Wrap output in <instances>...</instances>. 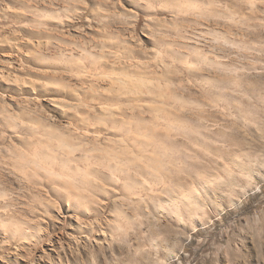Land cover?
<instances>
[{"label":"bare ground","instance_id":"obj_1","mask_svg":"<svg viewBox=\"0 0 264 264\" xmlns=\"http://www.w3.org/2000/svg\"><path fill=\"white\" fill-rule=\"evenodd\" d=\"M17 1L21 10L11 5L6 12L22 17L24 36H0L7 53L0 64V232L17 248L41 227L24 214L67 213L74 231L68 243L79 249L108 241L111 226L121 228L100 218L109 205L126 224L135 208L182 226L183 211L197 220L200 208L227 193L233 119L249 125L247 97L240 104L232 100L239 63L232 46L245 39L233 36L228 2L222 9L224 3L216 7L213 0H112L110 6L100 0ZM142 15L147 34L138 40ZM73 18H84L89 32L113 34L108 37L115 42L87 38L82 30L76 34L83 38H70ZM135 53L145 61L133 59ZM11 88L16 95H9ZM106 97L114 101L97 102ZM182 153L193 168L201 167L190 172V184L182 178ZM12 178L39 197L40 206H16Z\"/></svg>","mask_w":264,"mask_h":264},{"label":"rangeland","instance_id":"obj_2","mask_svg":"<svg viewBox=\"0 0 264 264\" xmlns=\"http://www.w3.org/2000/svg\"><path fill=\"white\" fill-rule=\"evenodd\" d=\"M100 1L103 5L110 6L112 4V0ZM213 1L216 7L220 5V2H223L224 4L221 3L222 5L219 6L222 9L225 2H228L233 14V36L243 35L245 39L243 46L237 44L236 41L232 46V57L235 55L232 58L233 62L239 61L240 64H243L242 67L239 63L234 64L232 100L234 103L238 104L239 102L240 104L241 99L239 98L245 100V97H247L244 106L247 107L249 125L247 128L243 125L244 129L238 120L233 119L231 151L234 161L232 160L230 163L231 184L230 187H228L229 185L226 187L227 193L225 190V196H218V201L215 204L209 203L206 204L209 205L208 207L205 205L200 208L197 220H189L187 213L183 211L185 223H182V226H179L175 219L162 218L154 214L146 217L135 208L130 209L134 216L131 222L126 224L122 222H125L124 218L119 220L113 214L111 215L112 207L109 205V208L101 214L102 216L100 215V218H108L112 222L118 223L117 225L120 224L121 228L111 226L107 230L109 233L108 241L98 242L96 245L87 242L81 245L82 247L80 246L79 249H75L68 243V235L74 234V231L71 223L73 219L67 213L62 211L57 214L52 210L44 213L46 215L38 214V212L24 214L27 215L26 218L41 225L38 236L34 240L20 244L17 248L18 245L14 240L0 232V264H264V0ZM11 5L21 10L22 5L17 0H0V36L9 33V35L13 34L12 36L16 35L22 38L24 34L21 25L24 26V22L22 17H13V15L6 12L7 7H11ZM141 18V22L137 27L138 40L145 39V34H147L143 30L144 15ZM79 19L73 18L74 21L71 20V33L73 35L71 34L70 38H83L76 34L79 33L76 32L77 30H82L81 33H86V37L89 35L87 38H92V34L93 37L95 35V39L101 37L103 40H109L108 43L115 42V39H109V33L96 34L89 32L85 19ZM219 20L221 21V19ZM94 25L98 27L97 22ZM12 31L13 33L10 34ZM126 32V35H124L127 37L128 32ZM112 35L110 37L113 38L114 35ZM57 42L63 43L62 41ZM135 42L137 41L130 42V44L132 43L134 46ZM144 47L147 51L153 49V45L150 43L145 44ZM114 48L119 52L121 59L130 61L131 58L126 56L122 46H115ZM5 51H10L8 45L7 48L5 47ZM1 52L4 51L0 50V56L2 54V56H5L6 52ZM2 56L0 57V64L5 61ZM113 56H111L112 59L115 58ZM240 58L244 60L242 61ZM133 59L145 61L146 58L135 53ZM12 62L16 66L19 63H24L16 60H12L10 63L12 64ZM240 69L244 71L241 72ZM98 71H107V69L100 68ZM241 73L245 74L242 75ZM1 86L0 91L3 89V86L2 88ZM219 86L216 85L218 91L221 88ZM8 91L9 95H16L17 93L12 88ZM43 101L45 100L43 99ZM98 101L111 102L114 99L106 97L97 99ZM54 117L57 116L54 115ZM220 137L223 138V135L220 134ZM218 144L220 147L222 146L221 141ZM179 149L180 147L177 150ZM242 151L243 153H241ZM202 154L205 156L204 152ZM206 157H210L209 152H206ZM214 157L215 161L221 160L216 155ZM182 160V178L185 177L190 184V172L199 171L201 167L197 166L194 169L191 165V157L184 153H182ZM204 160L202 157L201 161L204 162ZM238 160L242 164L241 166L237 164ZM212 168L215 169L214 166H211ZM216 170L223 176V172L219 169ZM15 181L12 178L10 182L13 185L11 186L12 191L14 190L13 203L18 207L20 205L21 207L22 205L24 207L25 205H28L27 207L40 206L39 197L30 194L24 189L23 184ZM18 194L20 196H17ZM34 203L37 205H33ZM204 210L205 212H203ZM90 216V220L96 219L94 215ZM127 225L132 227L130 228Z\"/></svg>","mask_w":264,"mask_h":264}]
</instances>
